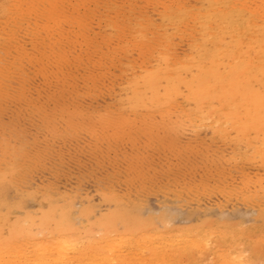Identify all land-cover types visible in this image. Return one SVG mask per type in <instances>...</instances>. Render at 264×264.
Wrapping results in <instances>:
<instances>
[{
    "label": "rangeland",
    "instance_id": "rangeland-1",
    "mask_svg": "<svg viewBox=\"0 0 264 264\" xmlns=\"http://www.w3.org/2000/svg\"><path fill=\"white\" fill-rule=\"evenodd\" d=\"M242 1L0 0V168L19 172L2 194L24 204L10 219L31 214L38 239L60 203L96 244L120 204L154 231L251 228L236 255L264 264V0Z\"/></svg>",
    "mask_w": 264,
    "mask_h": 264
},
{
    "label": "bare ground",
    "instance_id": "bare-ground-1",
    "mask_svg": "<svg viewBox=\"0 0 264 264\" xmlns=\"http://www.w3.org/2000/svg\"><path fill=\"white\" fill-rule=\"evenodd\" d=\"M228 1V0H227ZM242 1V0H241ZM238 0V2H241ZM247 1V0H246ZM253 1V0H252ZM263 1V0H262ZM236 2V1H235ZM243 2V1H242ZM245 2V1H244ZM250 2V1H249ZM254 2V1H253ZM18 3V2H17ZM23 3V2H22ZM230 3V2H229ZM256 3V2H255ZM260 3V2H259ZM264 3V1H263ZM251 4V3H250ZM177 5V4H176ZM179 5V4H178ZM214 5V4H213ZM240 5V4H239ZM254 5V4H253ZM252 5V6H253ZM259 5V4H258ZM262 5V4H261ZM243 6V4H242ZM241 6V7H242ZM246 6V4H245ZM256 6V5H255ZM254 6V7H255ZM264 6V5H263ZM185 7V6H184ZM244 7V6H243ZM260 7V6H258ZM22 8V7H21ZM235 8V7H234ZM249 8V7H248ZM56 9V8H55ZM230 9V8H229ZM233 9V8H232ZM231 9V10H232ZM262 7L261 10H263ZM25 10V9H24ZM31 10V9H30ZM197 10V9H195ZM217 10V9H216ZM255 10V9H254ZM252 10V12L254 11ZM259 10V8H257ZM204 11V10H203ZM202 12V11H201ZM207 12V9H206ZM212 12V11H211ZM216 12V11H215ZM220 12V11H219ZM251 12V11H250ZM255 12V11H254ZM31 13V12H30ZM185 13V11H184ZM194 13V12H193ZM226 13V12H224ZM242 13V12H241ZM264 13V12H263ZM261 12V14H263ZM164 14V13H163ZM174 14V13H173ZM205 14V13H204ZM260 14V13H259ZM27 15V14H26ZM256 15V14H255ZM179 16V15H177ZM193 16V15H192ZM196 16V15H194ZM200 16V14H199ZM206 16V15H205ZM235 16V15H234ZM204 17V16H203ZM209 17V16H208ZM213 17V16H212ZM211 17V18H212ZM242 17V15H241ZM257 17V16H256ZM264 17V16H263ZM180 18V17H179ZM189 18V17H188ZM192 18V17H190ZM206 18V17H205ZM227 18V17H226ZM225 18V19H226ZM244 18V17H243ZM242 20L240 21H243ZM254 18V17H253ZM195 19V18H194ZM224 19V18H222ZM251 19V18H250ZM249 19V20H250ZM192 20V19H191ZM254 21V19H251ZM235 20H233L234 23ZM240 21L238 22L241 25ZM247 21V19H246ZM261 21V20H260ZM188 22V21H187ZM186 22V23H187ZM236 22V21H235ZM244 22V21H243ZM258 22V21H257ZM171 23V22H170ZM198 23V22H197ZM196 23V24H197ZM248 23V22H247ZM256 23V22H254ZM264 23V22H263ZM175 24V23H174ZM183 24V23H182ZM193 24V23H192ZM191 24V25H192ZM230 24V23H229ZM237 24V23H236ZM250 24V23H249ZM200 25V24H199ZM233 25V24H232ZM245 25V23H244ZM257 25V24H256ZM186 26V25H185ZM210 26V25H209ZM223 26V25H222ZM251 26V25H250ZM253 26V25H252ZM187 27V26H186ZM195 27V26H194ZM212 27V26H211ZM238 27V25H237ZM242 27V26H241ZM199 28V27H198ZM206 28V27H205ZM209 28V27H208ZM246 28L249 29L247 26ZM202 29V28H201ZM223 29V28H222ZM225 29V28H224ZM230 29V28H229ZM237 29V28H236ZM240 29V28H239ZM252 29V28H250ZM191 30V28L189 29ZM199 30V29H198ZM211 30V29H210ZM243 30V29H242ZM256 30V29H255ZM147 31V30H146ZM194 31V30H191ZM233 31V30H232ZM239 31V30H238ZM186 32V31H185ZM190 32V31H189ZM210 32V31H209ZM240 32V31H239ZM192 33V32H191ZM212 33V32H211ZM229 33V32H228ZM242 33V32H241ZM255 33V32H254ZM10 34V33H9ZM139 34V33H138ZM237 34V33H236ZM240 34V33H239ZM194 35V34H192ZM200 35V34H199ZM251 35V34H250ZM258 35V34H257ZM13 36V35H12ZM15 36V35H14ZM197 36V34H196ZM206 36V35H205ZM10 37V36H9ZM235 37V35H234ZM252 37V35H251ZM255 37V35H254ZM208 38V37H207ZM213 38V37H212ZM203 39V38H202ZM211 41V40H210ZM254 41V40H253ZM43 42V41H42ZM251 42V41H249ZM255 42V41H254ZM258 42V41H257ZM244 43V42H242ZM213 44V43H212ZM256 44V43H255ZM204 45V44H203ZM251 45V44H250ZM220 46V45H219ZM264 46V45H263ZM217 47V46H216ZM7 48V47H6ZM8 49V48H7ZM240 49V47H239ZM262 49V48H261ZM241 50V49H240ZM247 50V49H246ZM255 50V49H254ZM253 50V51H254ZM258 50V49H257ZM18 51V50H17ZM237 51H239L237 49ZM1 53V52H0ZM264 52H262L263 54ZM7 54V53H6ZM232 54V53H231ZM237 53L236 55H238ZM261 54V55H262ZM252 55V54H251ZM260 55V54H259ZM258 56L257 61H258ZM204 56V55H203ZM243 56V55H240ZM253 56V55H252ZM264 56V55H263ZM239 57V56H238ZM261 57V56H260ZM5 58V57H4ZM237 58V57H236ZM235 58V59H236ZM242 58V57H240ZM238 59V58H237ZM261 59V58H260ZM10 60V59H9ZM240 60V59H239ZM256 61V59H254ZM264 60V59H263ZM13 61V60H12ZM236 65L238 61L235 60ZM9 62V61H8ZM198 62V61H196ZM234 62V60H233ZM232 62V63H233ZM240 62V61H239ZM245 62V61H244ZM250 62V61H249ZM248 62V63H249ZM253 62L250 66L253 65ZM257 63V62H255ZM261 63V62H260ZM212 64V63H211ZM243 65V62H240ZM259 64V63H258ZM257 65L259 69V65ZM229 65V64H228ZM246 65V64H245ZM244 65V66H245ZM198 66V65H197ZM210 66V65H209ZM235 66V65H234ZM240 66V65H239ZM249 66V67H250ZM17 67V66H15ZM200 67V66H199ZM236 67V66H235ZM242 66L239 68L241 69ZM244 70L245 67H243ZM251 68V67H250ZM254 68V67H252ZM224 69V68H223ZM228 69V68H225ZM232 69V65L231 68ZM238 71H241V70ZM222 70V69H221ZM235 70V69H233ZM172 71V70H171ZM249 71V69H248ZM254 71V70H253ZM260 71V70H259ZM222 72V71H221ZM229 72V71H228ZM227 72V73H228ZM247 72V71H246ZM252 72V70H251ZM261 72V71H260ZM11 73V72H10ZM153 74V72H151ZM223 73V72H222ZM263 73V72H262ZM151 74V75H152ZM166 74V73H165ZM173 75V72L171 73ZM202 74V73H201ZM241 74V72H240ZM252 74V73H251ZM155 75V74H154ZM168 75V74H166ZM197 75V74H196ZM218 75V74H217ZM220 75V74H219ZM218 75V76H219ZM230 75V74H229ZM238 75V74H237ZM236 75V77H237ZM249 75V73H248ZM254 75V73L252 74ZM257 75V74H256ZM255 75V76H256ZM217 76V78H219ZM224 76V75H221ZM220 76V77H221ZM247 76V74H246ZM254 76V77H255ZM259 76H261L259 74ZM264 76V75H263ZM168 77V76H167ZM170 78L172 76H169ZM215 75L213 76V78ZM226 77V76H225ZM235 77V78H236ZM241 77V76H239ZM245 77V76H242ZM241 77V78H242ZM253 77L249 75V78ZM169 78V79H170ZM216 78V79H217ZM234 78V80H235ZM264 78V77H263ZM191 79V78H189ZM195 79V77H194ZM198 79V78H197ZM212 79V78H211ZM215 79V80H216ZM237 79V78H236ZM243 79V78H242ZM252 79V78H251ZM256 79V77H255ZM168 80V79H167ZM166 80V81H167ZM223 80V79H222ZM230 80V79H229ZM244 80V79H243ZM245 81V80H244ZM148 82V81H147ZM201 82V81H200ZM215 82V81H214ZM217 83L219 81H216ZM221 82V81H220ZM146 83V82H145ZM211 83V82H210ZM223 83V81H222ZM229 83V82H228ZM263 83V82H262ZM143 84V83H142ZM148 84L145 86L148 88ZM198 84V83H196ZM230 84V83H229ZM234 84V83H233ZM238 84V83H236ZM226 85V84H225ZM215 86V85H214ZM219 86V85H218ZM187 87V86H186ZM192 87V86H191ZM197 87V86H196ZM210 87V86H209ZM227 87V86H226ZM229 87V86H228ZM237 87H239L237 85ZM136 88V87H135ZM203 88V87H202ZM231 88V87H230ZM192 89V88H190ZM196 89V88H195ZM201 89V88H199ZM139 90V89H138ZM141 90V89H140ZM155 90V89H153ZM202 90V89H201ZM200 90V91H201ZM203 90H206L203 89ZM202 90V91H203ZM214 90V89H213ZM152 91V90H151ZM190 91V90H189ZM197 91V90H196ZM199 91V90H198ZM201 91V92H202ZM221 91V90H220ZM192 92V91H191ZM206 92V91H205ZM208 92V91H207ZM228 92V91H227ZM187 93V92H186ZM199 93V92H198ZM203 93V92H202ZM210 93V92H209ZM241 93L236 90V96ZM149 94V93H148ZM140 95V94H138ZM193 95V94H192ZM191 95V96H192ZM223 95V94H222ZM162 96V94H161ZM189 96V97H191ZM143 97V95H142ZM198 97V96H197ZM196 97V98H197ZM141 98V97H140ZM177 98V97H176ZM192 98H194L192 96ZM191 98V100H192ZM170 99V98H169ZM190 99V98H189ZM236 99V98H235ZM218 100V99H217ZM242 99H240L241 101ZM264 101V97H262ZM262 100H257L256 104L258 106L261 105ZM144 101V100H143ZM174 101V100H173ZM209 101V100H208ZM142 102V101H141ZM175 102V101H174ZM197 102V101H196ZM225 102V100H224ZM229 102L228 100L226 101ZM235 102H239L236 101ZM151 103V102H150ZM244 103V102H243ZM246 103V102H245ZM195 104V103H194ZM221 104V103H220ZM224 104V103H223ZM232 104V103H231ZM239 104V103H237ZM138 105V104H137ZM198 105V104H197ZM226 105V104H225ZM224 105V106H225ZM240 105V104H239ZM171 106V105H170ZM183 106V105H182ZM195 106V105H194ZM200 106V105H199ZM197 106V108L199 107ZM207 106V105H206ZM214 106V105H213ZM212 106V107H213ZM233 106V105H232ZM235 106V104H234ZM237 106V105H236ZM235 106V107H236ZM242 106V105H241ZM251 106V105H250ZM167 107V106H166ZM165 107V108H166ZM228 106L226 105V108ZM238 107V106H237ZM236 107V108H237ZM158 108V107H157ZM162 108V109H165ZM196 108V107H195ZM226 110V108L222 107ZM222 108H220L222 110ZM232 108V107H231ZM249 108V107H248ZM234 109V108H233ZM242 109V108H241ZM245 109V106H244ZM261 109V108H260ZM170 110V109H169ZM188 110V109H187ZM225 110H223L225 112ZM229 110V109H228ZM166 113L167 108H166ZM215 111V110H214ZM231 110L227 111L230 112ZM238 111V110H237ZM242 111V110H241ZM246 111V110H244ZM164 112V111H163ZM170 112V111H169ZM185 112V111H184ZM189 112V111H188ZM187 112V113H188ZM198 112V111H197ZM218 112V109L216 110ZM215 112V113H216ZM235 112V110H233ZM194 113V111H193ZM223 113V112H222ZM231 113V112H230ZM243 112H241L242 114ZM189 114V113H188ZM191 114V112H190ZM218 114V113H217ZM224 114V113H223ZM201 117L202 114H200ZM220 115V114H219ZM226 114H224L225 116ZM228 115V114H227ZM226 115V116H227ZM199 116V115H197ZM223 116V115H222ZM243 116V115H241ZM194 117V116H193ZM227 118V117H226ZM196 119H199L196 118ZM222 119V117H221ZM195 120V119H194ZM207 120V119H205ZM243 120V119H242ZM191 121V120H189ZM215 121V120H213ZM218 121V120H217ZM247 121V120H246ZM195 122V121H194ZM202 122V121H201ZM220 122V121H218ZM239 122V121H238ZM243 122V121H241ZM240 122V123H241ZM209 123V122H208ZM214 123V122H213ZM225 123V121H224ZM222 122V127L223 124ZM203 124V123H202ZM210 124V123H209ZM212 124V123H211ZM215 124V123H214ZM213 124V125H214ZM226 124V123H225ZM235 125V124H234ZM237 125V123H236ZM240 125V124H239ZM218 126V125H217ZM220 127V126H219ZM254 127V126H253ZM214 128V127H213ZM228 128V127H227ZM229 129V128H228ZM215 130V129H214ZM246 131V130H244ZM221 132H219L220 134ZM227 134V133H226ZM235 134V133H234ZM229 137V136H228ZM232 138V137H231ZM263 147V145H262ZM264 148V147H263ZM262 149V148H261ZM258 150V149H257ZM19 153V152H17ZM14 155V154H13ZM15 156V155H14ZM2 157V156H1ZM6 160V158H5ZM8 164V163H7ZM11 164V163H10ZM5 165V164H4ZM13 165V164H12ZM3 166V165H1ZM13 167H8L6 169L0 168V230L3 226H8V232L6 233L5 238L0 236V264H244V260H241V257H244L243 254L237 256V253H240L241 248V237H246L250 232L251 228H249V232L246 231V234H243V231L240 232L236 227V236L231 228L226 223H217L215 221H204L200 225L184 228L185 230H179L178 232L172 230H156L154 231L151 222L147 219H144L140 216L133 215L127 208L118 205V209L107 215L106 218H102L103 220H99L97 226H100V238L96 244H92L90 234L87 232H83L79 234L76 228L71 225V217L69 215L67 208H59L53 202H50L48 205V209L46 211H42L39 220L38 227H41L43 231H39L40 233L45 232L43 236L40 235V238H34L33 231L31 233V227L35 225L34 217L31 214H27L25 217L21 218V222L13 221L14 219H10L11 213L14 209H18L23 207V203L20 202L13 203L10 200H7L2 192L3 189L7 190L9 184L3 183L6 176L10 175L11 178H15L19 172L15 173L11 170ZM8 173V174H7ZM7 179V178H6ZM9 183V182H8ZM8 186V187H6ZM5 190V191H6ZM9 190V189H8ZM2 194V195H1ZM15 194V193H14ZM13 194V195H14ZM25 195V194H24ZM109 195V194H108ZM27 196V195H26ZM32 196V195H31ZM40 196V195H39ZM19 197V196H18ZM22 197V196H20ZM24 197V196H23ZM16 198V197H15ZM31 198V197H30ZM38 198V197H37ZM20 199V198H19ZM29 199V198H27ZM54 199V198H52ZM119 199V198H118ZM259 199V198H258ZM38 200V199H37ZM262 200V199H261ZM260 200V201H261ZM26 202V199H24ZM28 201V200H27ZM24 202V203H25ZM127 203V202H126ZM67 204V203H66ZM69 204V203H68ZM73 204V203H71ZM41 205V204H40ZM65 205V203L63 204ZM123 205V204H122ZM26 206V205H25ZM44 206V205H43ZM66 206V205H65ZM163 207V206H162ZM40 208V207H39ZM41 209V208H40ZM130 209V208H129ZM164 209V208H163ZM19 210V209H18ZM168 210V209H167ZM17 212V210H15ZM14 211V212H15ZM97 211V210H96ZM139 211V210H138ZM142 211V210H141ZM13 212V213H14ZM158 212V211H157ZM156 212V213H157ZM261 212V211H260ZM75 213V212H74ZM85 213V212H84ZM86 214V213H85ZM84 214V215H85ZM88 214V213H87ZM165 214V213H164ZM163 214V215H164ZM15 215V214H14ZM72 215V213H71ZM169 216V214H168ZM260 216L262 214L260 213ZM259 216V217H260ZM164 217V216H163ZM161 217V219L163 218ZM17 219V217H15ZM78 218V217H77ZM76 218V219H77ZM89 218V217H88ZM170 218V217H169ZM188 217L187 219H189ZM73 219V218H72ZM164 220V219H162ZM167 220V219H166ZM173 220V219H172ZM171 220V221H172ZM221 220V219H220ZM263 220V218H262ZM79 221V219H78ZM84 221V219H83ZM165 221V220H164ZM171 221L168 223H171ZM174 221V220H173ZM119 223L122 226V229L119 230V226L116 223ZM167 222V221H166ZM81 223V222H80ZM87 223V222H86ZM87 225V224H85ZM96 225V224H95ZM36 226V227H37ZM92 226V225H91ZM117 226L118 229H114ZM169 226V225H168ZM167 226V227H168ZM241 226V225H240ZM251 226V225H250ZM263 226V225H262ZM80 228V227H79ZM86 228V227H85ZM116 231L113 232V229ZM121 228V227H120ZM242 228V227H241ZM258 228V227H256ZM262 228V227H261ZM89 231V228H87ZM247 229V228H246ZM244 228V230H246ZM82 230V229H81ZM92 230V227L91 229ZM119 230V231H118ZM243 230V229H242ZM260 230V229H259ZM262 230V229H261ZM77 231V232H76ZM86 231V230H85ZM95 231V230H94ZM259 232V231H258ZM257 232V233H258ZM1 233V231H0ZM97 233V232H96ZM256 233V234H257ZM99 234V233H98ZM262 234V232H261ZM2 235V234H1ZM156 236L158 241L151 243L144 240L146 236ZM259 235V234H258ZM98 236V235H97ZM250 236V235H249ZM89 237V238H88ZM255 237V236H254ZM262 239H264V232L262 235ZM92 238V237H91ZM150 238V237H149ZM249 238V237H247ZM144 240V241H143ZM247 240V239H246ZM252 240V239H251ZM250 241V238H249ZM146 242V243H144ZM248 242V240H247ZM256 242V241H255ZM261 242H264L261 240ZM260 242V243H261ZM243 246V244H242ZM245 247V246H244ZM247 247V246H246ZM249 248V247H248ZM237 254V255H236ZM210 256V258H208ZM183 258L185 262L183 263ZM249 264L250 261L247 260ZM260 261V260H259ZM243 262V263H242ZM258 262V261H257ZM259 263V262H258ZM260 264V263H259Z\"/></svg>",
    "mask_w": 264,
    "mask_h": 264
}]
</instances>
